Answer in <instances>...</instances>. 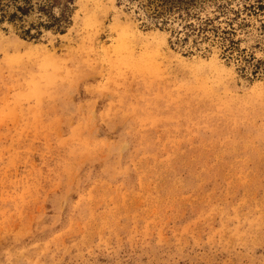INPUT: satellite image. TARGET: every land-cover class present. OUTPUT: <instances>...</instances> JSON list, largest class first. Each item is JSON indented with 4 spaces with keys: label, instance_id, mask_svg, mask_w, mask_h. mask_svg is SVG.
Listing matches in <instances>:
<instances>
[{
    "label": "rangeland",
    "instance_id": "rangeland-1",
    "mask_svg": "<svg viewBox=\"0 0 264 264\" xmlns=\"http://www.w3.org/2000/svg\"><path fill=\"white\" fill-rule=\"evenodd\" d=\"M24 1L0 264H264V0Z\"/></svg>",
    "mask_w": 264,
    "mask_h": 264
},
{
    "label": "trees",
    "instance_id": "trees-1",
    "mask_svg": "<svg viewBox=\"0 0 264 264\" xmlns=\"http://www.w3.org/2000/svg\"><path fill=\"white\" fill-rule=\"evenodd\" d=\"M8 6V4H7ZM16 6V12L12 13L10 15V18L11 19H14V18H18V17H22L23 15H26L28 14V12L30 11V9L32 8V5L30 4V1L29 0H25L24 3H22L21 5L20 4H17L15 5ZM68 7V6H67ZM69 8V7H68ZM4 10V6L2 5V3L0 2V23L3 21V19H5L6 15L5 13L3 12ZM44 10V9H43ZM20 13V14H18ZM22 15V16H21ZM50 17L52 19V23L50 24H47L46 26H52V24L54 23H57L58 26L62 24V22L65 20V19H68L66 17V15L64 13L61 14V16H56L54 14H50ZM28 32V31H26ZM30 33V31H29ZM32 37V36H31ZM34 37V36H33Z\"/></svg>",
    "mask_w": 264,
    "mask_h": 264
}]
</instances>
